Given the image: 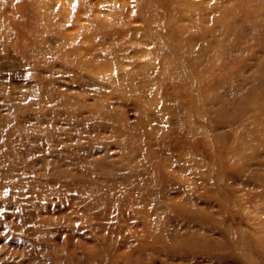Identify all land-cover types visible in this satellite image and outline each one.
Returning a JSON list of instances; mask_svg holds the SVG:
<instances>
[{"label":"rangeland","instance_id":"374dc122","mask_svg":"<svg viewBox=\"0 0 264 264\" xmlns=\"http://www.w3.org/2000/svg\"><path fill=\"white\" fill-rule=\"evenodd\" d=\"M85 6L0 0V264H264V0Z\"/></svg>","mask_w":264,"mask_h":264},{"label":"bare ground","instance_id":"6f19581e","mask_svg":"<svg viewBox=\"0 0 264 264\" xmlns=\"http://www.w3.org/2000/svg\"><path fill=\"white\" fill-rule=\"evenodd\" d=\"M71 3H73V4H75V5L79 6V7H81V5L84 4V7H83L84 11H88V9H89L88 6H85L86 5V0H71ZM200 19H202V17ZM200 19H197L196 23H202L203 21L200 20ZM191 20L192 19H189V22ZM99 24L100 23H98L97 25H99ZM100 25H101V27L103 29H100L98 31V33L96 32V35H93V38L96 39V37H98L99 40H100L99 41L100 47H98V48L91 47V46H88V45L86 46L85 44L77 45L75 43V36L74 35L71 36L72 40H68V41L62 40L64 42V49L66 50L67 55L70 57L69 60H70L71 65L77 66L79 68L80 67H84V66L85 67H87V66L93 67L95 65L94 63L97 62L96 61L97 59H99V58L100 59H104V60H105V58L108 59V56L110 55L109 51L114 52L113 47H111V45H110L112 43V41H111V38H109V36H108L109 34L101 35V33L103 34L105 32V31L103 32V30H104V27H105L106 24L104 25V24L101 23ZM187 26H188V23H187ZM63 27H64V25H62V28ZM198 29L199 30H194L193 32H195V33L200 32V34H202L204 32H208L209 27L208 26L206 27V26L202 25V26L198 27ZM195 39H198V38H195ZM108 41H110V44H108L109 43ZM115 48H117V47H115ZM4 63H5V59H3L0 62L1 65H4ZM124 76H127V74L121 75V78L124 77Z\"/></svg>","mask_w":264,"mask_h":264}]
</instances>
